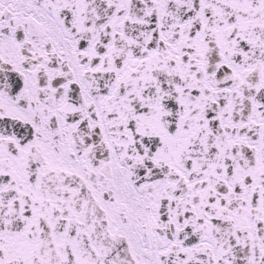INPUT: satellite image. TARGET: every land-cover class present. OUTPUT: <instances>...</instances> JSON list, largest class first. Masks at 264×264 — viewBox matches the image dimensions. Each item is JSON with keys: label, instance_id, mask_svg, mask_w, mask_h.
<instances>
[{"label": "snow or ice", "instance_id": "1", "mask_svg": "<svg viewBox=\"0 0 264 264\" xmlns=\"http://www.w3.org/2000/svg\"><path fill=\"white\" fill-rule=\"evenodd\" d=\"M0 264H264V0H0Z\"/></svg>", "mask_w": 264, "mask_h": 264}]
</instances>
